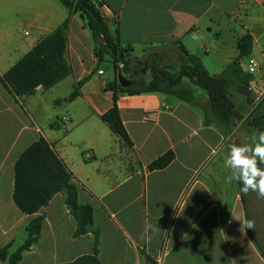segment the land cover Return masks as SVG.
I'll return each mask as SVG.
<instances>
[{
  "label": "crops",
  "instance_id": "1",
  "mask_svg": "<svg viewBox=\"0 0 264 264\" xmlns=\"http://www.w3.org/2000/svg\"><path fill=\"white\" fill-rule=\"evenodd\" d=\"M103 1L110 8L105 19L118 45L169 71L171 62L182 66L187 61L183 45L211 74H221L239 56V39L251 33L250 56L259 63L251 87L259 85L258 92L264 87V0ZM30 12L24 39L18 42L15 26L0 36V246L14 240L11 248L18 247L17 236L26 239V225L42 214L40 241L19 264H58L94 252L91 232L74 237L77 221L63 193L36 214L24 213L14 201L16 161L44 136L72 171L80 202L93 205L99 257L105 264H264L260 248L236 220H247L246 193L225 165L230 147L236 145V130L243 129L260 100L225 135L215 123H205L201 106L174 95L108 89L116 73L106 74L99 67L104 59L96 55L81 13L56 6L51 11L48 4ZM66 19L72 73L17 101L1 75ZM6 45L18 53L11 57L3 49ZM248 58L242 59L244 70ZM85 77L80 94L68 100ZM67 80L69 88L63 92ZM115 100L132 147L102 119ZM232 100L239 106L246 103L241 94ZM171 149L176 157L167 167L148 169ZM257 230L258 224L259 241Z\"/></svg>",
  "mask_w": 264,
  "mask_h": 264
},
{
  "label": "trees",
  "instance_id": "2",
  "mask_svg": "<svg viewBox=\"0 0 264 264\" xmlns=\"http://www.w3.org/2000/svg\"><path fill=\"white\" fill-rule=\"evenodd\" d=\"M71 13H81L86 17L87 24L95 41V53L104 59L108 54L113 61L116 80L107 85L108 89L128 94L146 92H162L174 95L191 104L201 106L206 124L215 123L225 135L233 130L252 105L245 103L237 105L231 96L230 88L241 86L251 87L254 74L244 70L242 59L250 56L254 46L251 33L243 35L238 43L239 56L230 62L221 74H211L204 66L201 58L190 53L183 45L181 48L187 56V61L177 74H172L164 67L154 66L149 60L132 56L128 50L118 45V39L113 37L106 19L102 15L103 0H61ZM69 19L52 33L41 38L26 54L1 75L4 87L20 101L23 96L31 95L41 86L47 90L72 73V66L67 58V29ZM102 39L105 42H102ZM123 63L121 68L119 63ZM151 70L152 78L147 81L144 74ZM119 73H125L133 80V85L123 87L118 81ZM79 81L68 96L75 99L80 94V87L87 80ZM187 78L188 82L183 80ZM200 87L207 93V101L195 95L194 87ZM116 99V92H115ZM63 101L58 100V102ZM238 121L234 122L233 117ZM102 119L120 140L132 147V140L122 122L120 109L115 100L114 105L102 115ZM247 124L242 128L249 131L264 132V97L246 118ZM85 154V152H83ZM176 157L174 150H168L148 164L149 170L163 169ZM63 193L65 203L77 221L74 237L91 232L94 236V252L82 254L71 261L58 264H105L99 257L100 229L94 222V208L91 203H81L79 200V185L72 171L60 157L54 146L44 137L34 141L18 157L15 164L14 201L26 214H36L47 206L57 193ZM44 215L37 214L26 225L27 237L13 252L9 253L14 240L0 248V258L8 259L7 264H19L24 253L39 243ZM247 221L248 214H247ZM250 237L256 242L264 255V248L256 239L251 229H247Z\"/></svg>",
  "mask_w": 264,
  "mask_h": 264
},
{
  "label": "rangeland",
  "instance_id": "3",
  "mask_svg": "<svg viewBox=\"0 0 264 264\" xmlns=\"http://www.w3.org/2000/svg\"><path fill=\"white\" fill-rule=\"evenodd\" d=\"M41 4H48L51 11H54V7H58L61 9H67L61 2V0H0V36L4 37V33L9 30V27H16V36L18 42L21 41V39L25 38L24 31L27 30L28 23L31 21V9L36 8V6H40ZM83 22H85V25L88 29V31L91 30L88 27L87 20L84 19ZM11 46H4L3 49L9 54L11 57L15 56L18 52L15 50L16 48L12 45ZM1 49L2 52L4 50ZM5 53V52H4ZM155 66V65H154ZM99 67L102 68L106 74H113L115 73L114 64L112 61V58L108 55H104V60L99 63ZM181 69V64L177 62H171L170 66V72L172 74H177ZM125 74V73H124ZM126 75V74H125ZM147 81H149L152 78V71L149 70L144 74ZM184 83L188 82V79L185 78L183 80ZM61 90L64 92V89L69 88V80L67 82H62ZM195 95L198 97H207V93L205 90H203L200 87L195 86ZM230 96L232 99H236L237 96H240V94L236 91L234 87H231L230 90ZM63 100V99H62ZM249 120H245L243 123L247 124ZM258 142V132L249 131L247 128H243L241 130H236V145L241 146V143L244 146H248L250 149L254 148L255 143ZM226 147L222 150V152H225ZM78 152V150H77ZM81 152V151H80ZM214 162H217L215 160ZM212 163V165L214 164ZM264 166V165H259ZM246 204H247V213L249 216L250 221L253 223V227L251 228L252 231L257 235L256 228L257 224L259 225V229L257 230L259 235H261L259 241L262 247H264V197H261L258 192L255 191H249L246 193ZM257 238V237H256ZM17 242L18 244H22L25 239L21 237L20 235L17 236ZM5 246V245H4ZM3 247V246H2ZM0 246V248H2ZM15 248H11L9 250V253L13 252ZM25 255V253H24ZM8 259L6 261H3V259L0 258V264H7Z\"/></svg>",
  "mask_w": 264,
  "mask_h": 264
},
{
  "label": "clouds",
  "instance_id": "4",
  "mask_svg": "<svg viewBox=\"0 0 264 264\" xmlns=\"http://www.w3.org/2000/svg\"><path fill=\"white\" fill-rule=\"evenodd\" d=\"M225 165L231 170V179L241 184V191L248 193L250 190L258 192L264 197V132L258 133V142L254 148L248 146L232 145L225 160ZM241 227L252 228L253 223L239 220Z\"/></svg>",
  "mask_w": 264,
  "mask_h": 264
},
{
  "label": "water",
  "instance_id": "5",
  "mask_svg": "<svg viewBox=\"0 0 264 264\" xmlns=\"http://www.w3.org/2000/svg\"><path fill=\"white\" fill-rule=\"evenodd\" d=\"M102 42H105L104 39H102ZM118 81L123 87H128L133 85V80L128 78L124 73H119L118 75ZM258 86L256 87H247V86H241L236 89L238 93L245 96L246 103L248 105H253V103L258 99L259 93H258ZM233 121H238L237 116L234 115Z\"/></svg>",
  "mask_w": 264,
  "mask_h": 264
},
{
  "label": "built area",
  "instance_id": "6",
  "mask_svg": "<svg viewBox=\"0 0 264 264\" xmlns=\"http://www.w3.org/2000/svg\"><path fill=\"white\" fill-rule=\"evenodd\" d=\"M101 10H102V15L104 18L106 17L107 13L110 12V8L106 5H103ZM119 66L122 68L124 66V64L121 62V63H119ZM258 66H259V63H258L257 59L253 56H249L246 71L254 74L258 70ZM99 72L102 73L103 70H100ZM258 87H259L258 88V91H259L261 89V87L259 85H258ZM258 93H259L258 99L260 100L264 97V87H262V90Z\"/></svg>",
  "mask_w": 264,
  "mask_h": 264
}]
</instances>
